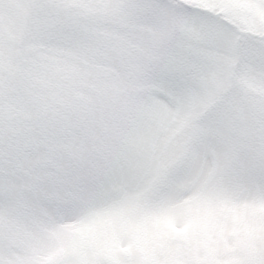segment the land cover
I'll list each match as a JSON object with an SVG mask.
<instances>
[{
    "label": "snow or ice",
    "instance_id": "6c2138e0",
    "mask_svg": "<svg viewBox=\"0 0 264 264\" xmlns=\"http://www.w3.org/2000/svg\"><path fill=\"white\" fill-rule=\"evenodd\" d=\"M0 264H264V0H0Z\"/></svg>",
    "mask_w": 264,
    "mask_h": 264
}]
</instances>
